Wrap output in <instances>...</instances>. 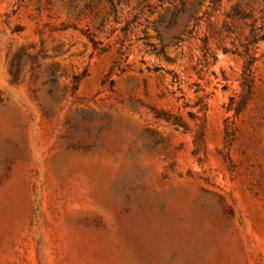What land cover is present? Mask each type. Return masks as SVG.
<instances>
[{
	"label": "rangeland",
	"instance_id": "374dc122",
	"mask_svg": "<svg viewBox=\"0 0 264 264\" xmlns=\"http://www.w3.org/2000/svg\"><path fill=\"white\" fill-rule=\"evenodd\" d=\"M111 1L0 0V264H264V0Z\"/></svg>",
	"mask_w": 264,
	"mask_h": 264
},
{
	"label": "trees",
	"instance_id": "16d2710c",
	"mask_svg": "<svg viewBox=\"0 0 264 264\" xmlns=\"http://www.w3.org/2000/svg\"><path fill=\"white\" fill-rule=\"evenodd\" d=\"M141 2H147V0H142ZM122 0H113L111 1V6L113 8V11H116V8L121 5ZM148 8L152 7V4L147 3L146 5ZM177 14H179V11L177 12H173V14L171 15V17L169 19L162 17L159 20H157L155 22L154 28L156 31V36L155 38H157L158 43H154L151 41L150 37L147 35L146 30H143V35H141L140 40H143L145 46L148 48L149 51H153L155 52L157 55H165V48L167 46L170 47H177L178 44L183 40V38H185V36L189 35L192 33L193 29H185L182 31V33L175 35L173 37H171L170 41L168 43H165L164 41V35H163V30L161 28V26L163 24H166L167 28H171L174 25H176L177 23ZM137 15H135L133 18L126 20V24L122 27V31L126 32L129 30L130 25H132L134 22H136L137 20ZM195 23H197V21L200 19L198 17H193ZM262 29L263 27H253L252 32L250 34L249 37V44L253 45L255 43H257V41L264 39V33H262ZM88 37L90 38L91 42L93 43V47L95 50L99 51V52H104L107 50V48L105 46H101V43L98 42L93 35H88ZM119 55H123L124 51L122 48L119 49L118 51ZM167 60H170V58L168 56H166ZM256 61V57L254 56V54L252 53H247L246 54V59H245V63H244V69H243V83L246 86H250L251 82H252V69H253V64ZM202 103V101L200 102ZM207 109L206 104L202 103V107H201V111L205 112V110ZM158 116H163L164 118H166V120L172 122V124H174L177 127H186L185 123L180 119L179 116H173V115H169L165 112H161L158 113Z\"/></svg>",
	"mask_w": 264,
	"mask_h": 264
}]
</instances>
